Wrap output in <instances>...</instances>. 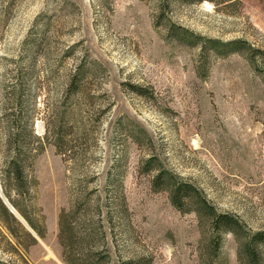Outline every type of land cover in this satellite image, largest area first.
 Returning a JSON list of instances; mask_svg holds the SVG:
<instances>
[{
	"label": "rangeland",
	"instance_id": "1",
	"mask_svg": "<svg viewBox=\"0 0 264 264\" xmlns=\"http://www.w3.org/2000/svg\"><path fill=\"white\" fill-rule=\"evenodd\" d=\"M238 40L245 48L225 55L214 43ZM248 48L264 50V0L171 3L165 11L161 0H0V116L8 88L29 59L37 134H45L46 122L52 125L54 108H63L66 83L81 64L89 69L91 103L111 105L93 126L95 140L83 145L76 169L52 143L45 145L35 161L31 199L44 215L46 235L23 259L1 252L0 258L63 264L58 216L70 204L75 181L100 192L107 209L106 190L113 188L107 178L118 170L150 264H203L195 213L174 207L142 172L150 152L221 210L253 229L264 226V61L258 72ZM143 132L151 138L139 144L133 136ZM4 162L0 156V179ZM106 229L113 248L118 242L120 250L129 249L126 236L118 230L113 236L108 223ZM221 250L224 264H238L232 233Z\"/></svg>",
	"mask_w": 264,
	"mask_h": 264
},
{
	"label": "trees",
	"instance_id": "2",
	"mask_svg": "<svg viewBox=\"0 0 264 264\" xmlns=\"http://www.w3.org/2000/svg\"><path fill=\"white\" fill-rule=\"evenodd\" d=\"M203 1L205 0H161V5L165 11L171 3ZM214 43L222 48L221 53L224 55L245 48L243 45L246 44L243 40ZM248 52L255 69L262 71L260 61H264V50L248 48ZM29 61L28 67L17 74L16 82L8 88L4 101L5 113L0 116V156L5 161L0 179L3 194V197L0 196V252L16 254L21 259L31 247L38 244V239L11 211L6 200L36 234L44 238L45 218L39 214L31 199V189L36 181L34 165L37 157L47 143H52L63 155L65 163L76 169L82 163L80 152L84 149L83 145L95 140L94 127L100 114L111 107H98L91 103L92 96L89 95L87 85L89 69L81 64L66 83L63 108L55 107L52 125L46 122L45 134H37L34 128V120L38 116L36 100L29 87L33 64L31 59ZM128 85L138 95L152 96L153 92H149L146 87ZM133 137L139 144L142 140L151 138L147 132H143L141 137ZM141 166L143 173L151 175L155 191L167 192L170 202L178 210L195 213L203 232V264H224L221 248L227 232L233 234L237 243L238 264H264V226L253 229L239 215L221 210L201 187L168 168L155 152H150ZM107 183L113 188L111 191L106 190L108 208L104 209L100 203V192L97 194L96 190H88L83 179L75 181L76 190L72 193L70 204L67 208L63 207L58 216L57 240L61 248L60 259L64 264L151 263V258L141 245V239L135 236L130 222L118 170L109 175ZM106 223L110 225L113 236L114 230H118L119 235L126 236L128 250H120L118 242H115L113 248L108 239ZM14 262L12 257L0 258V264Z\"/></svg>",
	"mask_w": 264,
	"mask_h": 264
},
{
	"label": "water",
	"instance_id": "3",
	"mask_svg": "<svg viewBox=\"0 0 264 264\" xmlns=\"http://www.w3.org/2000/svg\"><path fill=\"white\" fill-rule=\"evenodd\" d=\"M0 196L3 197V194L1 193V186H0ZM6 203L9 205L10 203L6 200ZM10 209L11 211L14 213V211H16V209L10 204ZM18 213V211H16ZM15 214V213H14ZM16 215V214H15ZM17 216V215H16ZM24 224L25 226L34 233L35 237L40 240V237L36 234V232L29 226V224L24 220V218L19 215L18 213V216H17ZM64 264V263H63Z\"/></svg>",
	"mask_w": 264,
	"mask_h": 264
},
{
	"label": "bare ground",
	"instance_id": "4",
	"mask_svg": "<svg viewBox=\"0 0 264 264\" xmlns=\"http://www.w3.org/2000/svg\"><path fill=\"white\" fill-rule=\"evenodd\" d=\"M10 205V204H9ZM14 213L18 216V213L16 211H14ZM53 255V254H52Z\"/></svg>",
	"mask_w": 264,
	"mask_h": 264
}]
</instances>
